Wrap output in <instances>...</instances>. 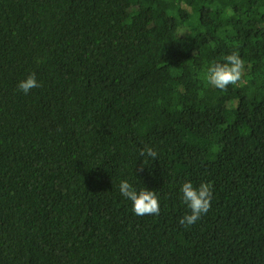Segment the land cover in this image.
Wrapping results in <instances>:
<instances>
[{"label": "trees", "instance_id": "trees-1", "mask_svg": "<svg viewBox=\"0 0 264 264\" xmlns=\"http://www.w3.org/2000/svg\"><path fill=\"white\" fill-rule=\"evenodd\" d=\"M0 264H264V0H0Z\"/></svg>", "mask_w": 264, "mask_h": 264}, {"label": "clouds", "instance_id": "clouds-1", "mask_svg": "<svg viewBox=\"0 0 264 264\" xmlns=\"http://www.w3.org/2000/svg\"><path fill=\"white\" fill-rule=\"evenodd\" d=\"M245 74V62L240 57L238 51L223 58V62H213L206 70L205 79L208 85L225 91L229 85H237L241 82ZM41 86L36 79L35 73L29 74L24 80L18 82L17 88L24 94H28L33 88ZM140 156L145 159L158 158V153L146 145L140 150ZM145 163V160H144ZM144 163L141 165L143 170ZM213 186L210 182H201L198 187L193 183L186 181L181 186L183 202L190 210L183 217L179 218L178 223L181 225H193L203 214H206L211 207ZM121 195L132 202V211L137 216L159 215V199L154 191L144 190L137 191L128 180L120 181Z\"/></svg>", "mask_w": 264, "mask_h": 264}]
</instances>
